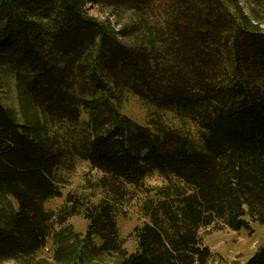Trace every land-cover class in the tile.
<instances>
[{"label": "trees", "instance_id": "trees-1", "mask_svg": "<svg viewBox=\"0 0 264 264\" xmlns=\"http://www.w3.org/2000/svg\"><path fill=\"white\" fill-rule=\"evenodd\" d=\"M89 5L134 19L115 30ZM0 69L14 75L24 115L0 90V197L17 202L0 214V264H41L49 239L62 264L115 253L119 264H211L202 229L264 224V31L238 0H0ZM125 91L201 138L135 122L121 110ZM77 157L104 174L111 199L84 207L70 197L57 220L45 204ZM155 171L170 183L143 204L149 221L130 253L117 207L127 184ZM80 213L85 234L66 225ZM244 264H264V246Z\"/></svg>", "mask_w": 264, "mask_h": 264}, {"label": "rangeland", "instance_id": "rangeland-1", "mask_svg": "<svg viewBox=\"0 0 264 264\" xmlns=\"http://www.w3.org/2000/svg\"><path fill=\"white\" fill-rule=\"evenodd\" d=\"M243 11L248 15L254 25L264 31V5L257 6L252 0H238ZM236 8H233L235 10ZM88 12L102 21H110L115 30L130 22L133 13L130 10L123 9L119 16H112L110 9L102 6H87ZM258 14V16H256ZM124 42L131 43V38H122ZM0 90L4 104L18 118L24 119L20 104V93L16 79L13 74L7 73L0 69ZM122 112L133 119L135 122L148 125L152 118L162 122L164 125L180 131L196 141L201 138L200 129L188 120H181L173 111L157 109L150 107L136 94L125 91L121 101ZM86 119V116H84ZM45 122V120H44ZM55 129V128H54ZM56 130V129H55ZM59 130V129H57ZM61 183L60 189L62 195L49 199L45 207L47 210L54 211L57 214V220L67 214L68 209L72 206L68 198L73 201H79L86 205L100 203L104 199H111V193L102 185L101 179L104 174L94 169L89 161L79 157L75 160L73 169H63L60 172ZM174 182H178L174 180ZM170 181L159 172L155 171L149 174L143 181L142 186L126 185V194L118 204V224L124 239L125 249L132 253L137 249L136 228L142 227L145 222L149 221L142 210L143 204L151 198H154L157 190L168 185ZM12 206L17 207L14 198L0 197V214L11 212ZM3 212V213H1ZM251 222L252 230L243 229L234 231L231 229L217 230L213 228L202 229L204 244L213 252L211 264H244L253 257L264 246V224L258 221ZM84 214H76L68 218L67 224H72L77 232L86 233L89 226ZM61 224H56L60 228ZM123 257L118 254H103L91 259L89 264H119ZM42 261L41 264H62L54 257V247L52 240L49 239L45 248L36 254V259ZM1 264H24L23 261L11 259Z\"/></svg>", "mask_w": 264, "mask_h": 264}]
</instances>
